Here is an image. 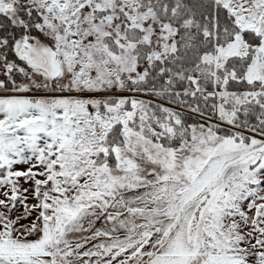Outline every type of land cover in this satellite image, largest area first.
Listing matches in <instances>:
<instances>
[{
	"label": "snow or ice",
	"instance_id": "1",
	"mask_svg": "<svg viewBox=\"0 0 264 264\" xmlns=\"http://www.w3.org/2000/svg\"><path fill=\"white\" fill-rule=\"evenodd\" d=\"M0 264H264V0H0Z\"/></svg>",
	"mask_w": 264,
	"mask_h": 264
}]
</instances>
